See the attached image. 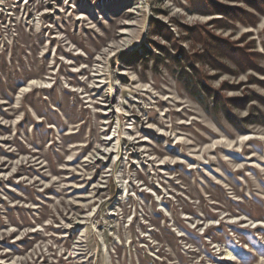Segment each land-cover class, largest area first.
I'll use <instances>...</instances> for the list:
<instances>
[{
	"label": "rangeland",
	"instance_id": "obj_1",
	"mask_svg": "<svg viewBox=\"0 0 264 264\" xmlns=\"http://www.w3.org/2000/svg\"><path fill=\"white\" fill-rule=\"evenodd\" d=\"M0 264H264V0H0Z\"/></svg>",
	"mask_w": 264,
	"mask_h": 264
},
{
	"label": "trees",
	"instance_id": "obj_2",
	"mask_svg": "<svg viewBox=\"0 0 264 264\" xmlns=\"http://www.w3.org/2000/svg\"><path fill=\"white\" fill-rule=\"evenodd\" d=\"M220 22V21H219Z\"/></svg>",
	"mask_w": 264,
	"mask_h": 264
}]
</instances>
